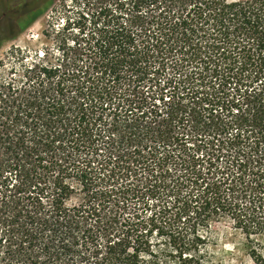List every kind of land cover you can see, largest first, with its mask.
<instances>
[{
	"label": "trees",
	"instance_id": "trees-1",
	"mask_svg": "<svg viewBox=\"0 0 264 264\" xmlns=\"http://www.w3.org/2000/svg\"><path fill=\"white\" fill-rule=\"evenodd\" d=\"M86 3L70 52L0 83V264H221L212 223L264 234V0Z\"/></svg>",
	"mask_w": 264,
	"mask_h": 264
},
{
	"label": "rangeland",
	"instance_id": "rangeland-1",
	"mask_svg": "<svg viewBox=\"0 0 264 264\" xmlns=\"http://www.w3.org/2000/svg\"><path fill=\"white\" fill-rule=\"evenodd\" d=\"M86 1L0 0V83L6 85L7 95L20 98L21 89L27 86V67L36 63L56 64L62 50L70 52L72 41L87 22L89 7ZM17 3L19 6L14 8ZM40 51H43V57H39ZM25 162L26 169H32L36 163L31 157ZM39 174V170L29 173L35 179ZM31 192L32 188H27L21 196L27 197ZM151 201L148 200L150 206ZM140 212L144 218L150 210L139 209ZM206 235L207 251L216 263L253 264L249 256L251 247L257 248L264 257V234L247 238L228 217L212 223ZM150 241L152 249L161 253L165 243L157 230L152 232Z\"/></svg>",
	"mask_w": 264,
	"mask_h": 264
},
{
	"label": "flooded vegetation",
	"instance_id": "flooded-vegetation-1",
	"mask_svg": "<svg viewBox=\"0 0 264 264\" xmlns=\"http://www.w3.org/2000/svg\"><path fill=\"white\" fill-rule=\"evenodd\" d=\"M5 2L7 3V1H5ZM5 2H4V3H5ZM19 4H20V3L15 4V5H14V8L18 7ZM2 16L5 17V16H6V12H5V13H2Z\"/></svg>",
	"mask_w": 264,
	"mask_h": 264
},
{
	"label": "built area",
	"instance_id": "built-area-1",
	"mask_svg": "<svg viewBox=\"0 0 264 264\" xmlns=\"http://www.w3.org/2000/svg\"><path fill=\"white\" fill-rule=\"evenodd\" d=\"M43 54H44L43 51H40L39 52V57H43Z\"/></svg>",
	"mask_w": 264,
	"mask_h": 264
}]
</instances>
